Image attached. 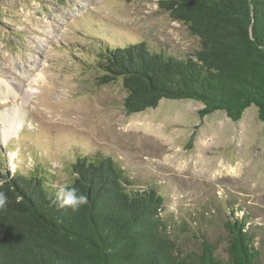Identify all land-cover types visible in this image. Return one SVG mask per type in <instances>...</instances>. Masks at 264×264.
<instances>
[{
    "label": "rangeland",
    "instance_id": "obj_1",
    "mask_svg": "<svg viewBox=\"0 0 264 264\" xmlns=\"http://www.w3.org/2000/svg\"><path fill=\"white\" fill-rule=\"evenodd\" d=\"M159 0H0V113L21 107L22 127L5 140L0 173L71 182L76 158L112 157L138 189L164 197L169 220L188 223L225 256L224 223L242 218L264 260V121L254 105L238 121L223 111L201 117L194 99H161L127 114L121 81L99 84L93 61L104 47L144 41L191 55L199 39ZM31 95H26V91ZM11 116V115H10ZM47 186V185H46Z\"/></svg>",
    "mask_w": 264,
    "mask_h": 264
},
{
    "label": "trees",
    "instance_id": "obj_2",
    "mask_svg": "<svg viewBox=\"0 0 264 264\" xmlns=\"http://www.w3.org/2000/svg\"><path fill=\"white\" fill-rule=\"evenodd\" d=\"M199 39L191 55L153 50L144 41L104 47L94 58L99 84L120 80L127 114L161 99H194L201 117L223 111L238 121L250 105L264 121V0H159ZM70 186L87 196L78 211L53 202L48 179L0 173V264H264L245 219H229L225 256L201 235L191 247L188 223L169 220L164 197L138 189L110 156L76 158ZM48 181V182H47ZM47 185V186H46Z\"/></svg>",
    "mask_w": 264,
    "mask_h": 264
},
{
    "label": "clouds",
    "instance_id": "obj_3",
    "mask_svg": "<svg viewBox=\"0 0 264 264\" xmlns=\"http://www.w3.org/2000/svg\"><path fill=\"white\" fill-rule=\"evenodd\" d=\"M7 202V196L3 191H0V209H3ZM53 202L60 209H70L75 212L78 211L82 205L88 203L87 196L80 194L78 189L70 186L69 182H65L59 186Z\"/></svg>",
    "mask_w": 264,
    "mask_h": 264
},
{
    "label": "bare ground",
    "instance_id": "obj_4",
    "mask_svg": "<svg viewBox=\"0 0 264 264\" xmlns=\"http://www.w3.org/2000/svg\"><path fill=\"white\" fill-rule=\"evenodd\" d=\"M13 93L15 95L14 90L9 88L8 86L0 88V95L3 97L10 96ZM26 95H31L30 89L26 91ZM21 107H17L12 112L6 111L0 113V120L2 122V138L5 140L8 136L15 134L23 124L22 114H21ZM11 115V116H10Z\"/></svg>",
    "mask_w": 264,
    "mask_h": 264
}]
</instances>
